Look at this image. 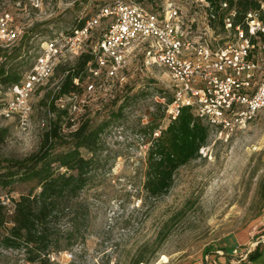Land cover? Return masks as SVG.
I'll list each match as a JSON object with an SVG mask.
<instances>
[{"label":"rangeland","instance_id":"374dc122","mask_svg":"<svg viewBox=\"0 0 264 264\" xmlns=\"http://www.w3.org/2000/svg\"><path fill=\"white\" fill-rule=\"evenodd\" d=\"M112 1L0 0V12L10 13L21 32L11 46L0 42V62L10 55L8 63L24 77L46 41L71 34L81 20ZM124 1L159 13L173 3L193 38L202 35L220 46L236 40L235 29L213 26L208 7L194 0ZM262 8L264 20V2ZM103 27L104 23L95 29L94 42ZM74 60L68 55L59 64ZM119 75L125 78L120 83L107 74L86 78L77 98L60 101L78 102V109L70 111L76 121L72 129L85 118L94 125L110 122L94 156L89 184L69 203L76 216L70 213L61 221L62 234H74L73 245L52 254V264H136L138 259L144 260L140 264H234V248L252 251L260 241L264 248V108L245 129L178 168L169 191L151 198L144 187L149 150L145 144L155 130L169 124L164 106L172 96L170 77L145 56L143 47L136 48ZM62 77L55 70L46 87L34 93V111L25 120L3 114L11 93L10 85L0 84V128H8L0 158H23L39 149L55 116L46 102L54 98ZM94 80L97 89L87 92L85 84ZM120 108L121 115L112 113ZM83 153L88 158L93 155ZM29 187L16 184L12 194L17 198ZM7 191L0 188V196ZM218 250L225 255H218ZM240 263L251 264L248 258ZM0 264L30 263L22 250L0 247Z\"/></svg>","mask_w":264,"mask_h":264},{"label":"built area","instance_id":"2783aa9c","mask_svg":"<svg viewBox=\"0 0 264 264\" xmlns=\"http://www.w3.org/2000/svg\"><path fill=\"white\" fill-rule=\"evenodd\" d=\"M194 1L209 6L206 0ZM247 22L248 31L238 26L236 40L220 46L202 35L193 38L184 26L180 8L173 3L159 13L142 4L113 0L100 7L81 28L45 42L32 69L19 83L10 86L11 95L3 114L20 120L29 118L34 111V93L52 78L58 64L68 55L76 59L91 47L97 62L96 68L90 70L92 76L101 78L107 74L120 83L125 78L119 74L128 58L136 48L143 47L145 56L164 67L170 77L171 101H165L164 106L167 120H176L183 107H190L209 129L208 142L200 149V153L207 154L217 141H227L245 129L264 108V20L259 11H250ZM102 23L101 35L90 46L95 29ZM227 25L232 28L230 18L226 19ZM20 35L11 14L0 12V42L11 46ZM97 87V83H90L86 91L93 92ZM70 107L78 109V102L74 100ZM161 131L155 130L153 139ZM151 143H146L145 148L149 149ZM1 198L12 211L11 199ZM249 252L250 249L239 252L238 247L234 248L232 262L246 260ZM216 253L225 255L222 250ZM206 259L209 260L208 255Z\"/></svg>","mask_w":264,"mask_h":264},{"label":"trees","instance_id":"16d2710c","mask_svg":"<svg viewBox=\"0 0 264 264\" xmlns=\"http://www.w3.org/2000/svg\"><path fill=\"white\" fill-rule=\"evenodd\" d=\"M206 1L209 3L207 7L211 23L213 26L217 23L223 29L226 28V19L230 18L232 29L236 30L240 26L248 31L247 14L250 11H259L260 15L263 13L264 0ZM85 22L81 20L75 29L81 28ZM93 43L94 40L90 46ZM7 56L8 59L10 55ZM19 56L16 54L15 57ZM7 59L0 62V84L12 86L19 83L23 75ZM96 66L91 47L72 64H59L56 70L61 71L63 77L54 98L46 102L49 112L55 116L43 135L39 149L23 158H0V188L8 189L6 196L13 202L12 211H9L0 196V247L22 250L30 264H52V254H58L73 245L71 237L74 234L67 232L63 235L61 221L70 213L76 216L74 206H69V203L90 182L94 156L101 147L102 133L110 120L94 125L89 118H85L72 129L76 121L70 115L71 107L62 106L60 100L81 94L85 79L93 77L90 70ZM93 82L97 83L95 80L90 83ZM90 83L87 82L85 88ZM46 85L38 90L44 89ZM121 111L122 108L112 113L119 116ZM65 127L69 129L67 134L64 133ZM7 135L8 128H0V147ZM208 138L207 125L194 116L190 107H183L177 119L151 140L144 183L148 196L158 198L166 194L174 183L177 169L199 157L200 149L207 144ZM83 150L93 155L88 158ZM16 184H29L30 187L20 191V195L15 198L12 191H15ZM262 244L260 241L249 252V263L264 264ZM142 262L144 260L138 259L136 264Z\"/></svg>","mask_w":264,"mask_h":264}]
</instances>
